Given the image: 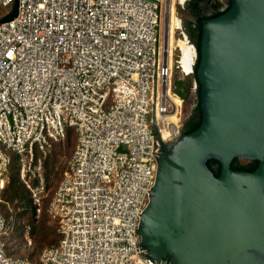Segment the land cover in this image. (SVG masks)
I'll return each instance as SVG.
<instances>
[{"label": "built area", "instance_id": "built-area-1", "mask_svg": "<svg viewBox=\"0 0 264 264\" xmlns=\"http://www.w3.org/2000/svg\"><path fill=\"white\" fill-rule=\"evenodd\" d=\"M15 2V18L0 24V194L11 152L39 214L49 194L42 158L66 128L76 144L46 208L58 245L37 263L7 256L12 218L0 214V264H157L138 227L158 156L182 129L183 101L172 91L182 64L169 38L171 27L173 39L179 31L170 20L175 0H0V7ZM23 240L32 247L28 226Z\"/></svg>", "mask_w": 264, "mask_h": 264}, {"label": "water", "instance_id": "water-1", "mask_svg": "<svg viewBox=\"0 0 264 264\" xmlns=\"http://www.w3.org/2000/svg\"><path fill=\"white\" fill-rule=\"evenodd\" d=\"M216 3L221 14L199 21L200 124L163 146L140 216L157 264H264V0ZM234 159L257 167L231 170Z\"/></svg>", "mask_w": 264, "mask_h": 264}, {"label": "trees", "instance_id": "trees-1", "mask_svg": "<svg viewBox=\"0 0 264 264\" xmlns=\"http://www.w3.org/2000/svg\"><path fill=\"white\" fill-rule=\"evenodd\" d=\"M200 14V11H197ZM221 13H217L211 17L219 16ZM3 19V18H2ZM1 20V19H0ZM187 29L191 27V23L186 25ZM195 35L189 34L190 45H194L197 51V60L194 67V72L197 69L199 62V42H200V27L196 25ZM177 70V69H174ZM193 80L195 81V74H193ZM184 82L182 80H175L173 82L172 91L173 94L178 96L183 104L189 103V93L187 87L183 89ZM198 90L196 89V98L194 100V106L187 115H183L181 134L193 132L200 124L201 116L199 112ZM76 144V133L72 128H66L64 140L60 141V145H65L69 148L73 144ZM58 145V146H60ZM57 146V147H58ZM74 147L66 161L71 157ZM56 148V147H55ZM55 148H52L49 154L46 156L43 162V174L45 178L46 188L49 190L48 198L42 203L41 211L36 214L35 207L32 204L30 193L19 180L18 166L15 157H10V165L7 174L6 185L0 194V214L7 220L12 218V225L8 232V235L3 238L5 244V253L12 258L26 259L31 263H37L41 253L48 248H52L58 245L60 240V234L58 232L57 224L52 221L46 212L48 200L52 195V190L58 185L62 179L63 168L56 170V157ZM66 164V163H65ZM208 169L213 173L215 177L220 175V166L216 161L207 162ZM257 167L256 162H246L242 160L234 159L231 162L230 169L237 171L253 172ZM61 176L59 178V174ZM57 176V178H55ZM59 178V180H58ZM58 180V181H55ZM54 186V187H53ZM30 228V235L32 238V247L27 248L23 240V232L25 227ZM22 250L28 254V257L17 256ZM38 250V253L35 251ZM37 253V254H36ZM36 254V257L31 259Z\"/></svg>", "mask_w": 264, "mask_h": 264}, {"label": "flooded vegetation", "instance_id": "flooded-vegetation-1", "mask_svg": "<svg viewBox=\"0 0 264 264\" xmlns=\"http://www.w3.org/2000/svg\"><path fill=\"white\" fill-rule=\"evenodd\" d=\"M216 2H221L222 5H225L227 0H175L174 3V13H176V6L181 7L182 10L180 18L177 17L179 21L178 30L181 32V40H184L186 42L184 44L191 48V51L187 57V70H184L183 68L179 70L181 71L183 77V89L187 87L189 94L192 87L197 89V82L196 80L194 81L192 77L194 74V67L197 60V53L194 45H190L191 41L189 34L195 35L193 34V32L196 31V25H199V21L212 18L211 16L217 14V11L215 10V7H217ZM197 11H200V14H197ZM188 23H191V27L187 29L186 25ZM179 58H182L181 52Z\"/></svg>", "mask_w": 264, "mask_h": 264}, {"label": "rangeland", "instance_id": "rangeland-1", "mask_svg": "<svg viewBox=\"0 0 264 264\" xmlns=\"http://www.w3.org/2000/svg\"><path fill=\"white\" fill-rule=\"evenodd\" d=\"M12 6L13 5H10L7 8L0 7V19L4 18L11 11ZM175 12L176 13H175L174 16L177 15L176 18L177 17L180 18V15L182 14L181 7L176 6L175 7ZM174 37H175L176 40H181L180 39L181 38V32L180 31L176 32L175 35H174ZM181 41L183 43H186L184 40H181ZM179 49H178V51H176V50L174 51V58L175 59H177V57L179 58V56H180L181 50L179 52ZM181 54H182V52H181ZM182 58H183V55H182ZM182 58H181V63H182ZM182 78L183 77H182L181 71H179V70H174L173 71V82L175 80H182ZM195 98H196V89L192 87V89L190 91V94H189V103L188 102H186L184 104L182 103V108H181L182 115L185 116V115L189 114V112L191 111L192 107L194 106V100H195ZM146 119H147L148 126H150V122H149V120H150V114L147 115ZM58 145H60L59 142L52 143V148H55L56 147L55 148V152H54L55 153V157H56V163H55L56 170H59V169H61V168L64 167V165L66 163V159L70 155V153L72 151V147H74V141H73V144L69 146V148H67L65 145H60V146H58ZM8 155L10 157L11 156L14 157V155L11 152H8ZM38 157L42 158L40 154H38ZM44 159L45 158H42L43 162H44ZM60 176H61V173L59 174V178H60ZM55 178H57V176ZM59 178H58V180H59ZM58 180H55V181H58ZM54 189H56V188L54 187ZM35 251L38 253V250H35ZM36 254L31 259L34 260V258L36 257ZM17 256H20V257H28V254H26L22 250V252L19 253Z\"/></svg>", "mask_w": 264, "mask_h": 264}, {"label": "bare ground", "instance_id": "bare-ground-1", "mask_svg": "<svg viewBox=\"0 0 264 264\" xmlns=\"http://www.w3.org/2000/svg\"><path fill=\"white\" fill-rule=\"evenodd\" d=\"M181 1H183V0H181ZM171 9H173V8H171L170 7V9H168V11H170ZM167 10V9H166ZM170 20H171V24H172V26H174V25H178L179 24V21H178V19L177 18H175V16H174V14L172 13L171 14V18H170ZM172 32H173V28L171 27L170 28V31H169V38H170V44H171V46H173V42L175 41V43H177V46H178V49L179 50H181V52H182V55H183V58H182V68L184 69V70H187V68H186V65H187V57H188V54L190 53V51H191V48L190 47H188V46H186L181 40H176L175 39V37H174V39H173V36H171L172 35ZM165 35L167 36V29H166V31H165ZM173 102L174 103H179V99H177L176 97H173Z\"/></svg>", "mask_w": 264, "mask_h": 264}]
</instances>
